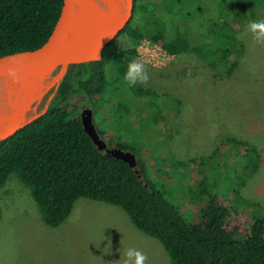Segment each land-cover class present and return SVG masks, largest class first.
<instances>
[{
	"label": "rangeland",
	"instance_id": "1",
	"mask_svg": "<svg viewBox=\"0 0 264 264\" xmlns=\"http://www.w3.org/2000/svg\"><path fill=\"white\" fill-rule=\"evenodd\" d=\"M204 2V18L217 16L218 1ZM186 15L183 21L170 16V25L193 28L189 36L195 42L200 21L190 22ZM261 20L262 14L254 21ZM233 27L246 50L232 55L239 67L231 78L216 76L196 54L159 53L157 61L150 60L139 53L140 41L134 59L147 67L150 79L143 86L154 95L135 96L118 85L116 70L107 62L106 92L93 98L94 105H82L79 113L94 110L96 128L106 143L128 147L145 164L153 189L189 224L201 223L207 198L214 194L230 227L247 237L252 224L264 216V45L242 36L244 24ZM112 44L123 51L134 48L125 33ZM226 136L258 149L261 162L255 174L250 160L241 155L246 148L238 156L231 144L222 143ZM201 160L207 162L200 167ZM128 248L145 253L146 264H172L161 243L141 232L119 207L79 199L69 218L51 228L17 173L0 187V264H122Z\"/></svg>",
	"mask_w": 264,
	"mask_h": 264
},
{
	"label": "trees",
	"instance_id": "2",
	"mask_svg": "<svg viewBox=\"0 0 264 264\" xmlns=\"http://www.w3.org/2000/svg\"><path fill=\"white\" fill-rule=\"evenodd\" d=\"M204 1L161 0L155 4L153 0H135L134 16L122 32L130 37L134 48L123 51L111 43L102 61L70 68L46 114L0 142V187L17 173L31 189L51 228L69 218L79 199L119 207L141 232L161 243L172 264H264V216L252 224L247 237L241 235L230 227L226 210L213 194L207 198L201 223L189 224L162 193L153 189L145 164L139 161L140 178L128 164L99 152L81 123L80 107L94 105L93 98L106 92L107 62L116 70L118 85L135 96L154 95L143 85L130 88L123 79L142 40L161 44L171 56L196 54L216 76L231 78L239 67L232 55H242L246 50L233 25H246L264 16V0H217L218 14L209 20L203 16ZM62 6L63 0H0V58L44 45ZM172 15L182 21L185 15L190 22L200 21L195 42L189 36L193 28L186 31L170 25ZM222 143L231 144L238 156L246 148L241 155L252 163L251 174L258 171L261 157L254 145L230 136ZM117 147L129 150L123 145ZM206 162L201 160L200 167Z\"/></svg>",
	"mask_w": 264,
	"mask_h": 264
},
{
	"label": "water",
	"instance_id": "3",
	"mask_svg": "<svg viewBox=\"0 0 264 264\" xmlns=\"http://www.w3.org/2000/svg\"><path fill=\"white\" fill-rule=\"evenodd\" d=\"M101 2L109 9L108 14L96 7L95 0H63L59 19L44 45L0 58V83L6 85L0 100L7 106L0 111V142L45 115L70 68L102 61L107 46L132 20L135 0ZM10 69L17 73L15 83L7 76ZM81 123L99 152L123 161L142 177L132 151L108 146L96 128L93 109L81 112Z\"/></svg>",
	"mask_w": 264,
	"mask_h": 264
},
{
	"label": "clouds",
	"instance_id": "4",
	"mask_svg": "<svg viewBox=\"0 0 264 264\" xmlns=\"http://www.w3.org/2000/svg\"><path fill=\"white\" fill-rule=\"evenodd\" d=\"M96 7L105 14L109 13V9L101 2V0H95ZM251 36L254 44L264 45V20L261 21H249L245 25V31L242 33L243 37ZM7 76L15 83L18 79L17 73L14 70H9ZM124 81L130 88H134L137 85H147L149 82V73L145 64L139 60L133 59L130 61L127 67V71L123 77ZM6 85L0 83V95H3ZM6 105L3 100H0V111L6 109ZM122 264H146L148 257L142 251L135 248H128L123 254Z\"/></svg>",
	"mask_w": 264,
	"mask_h": 264
},
{
	"label": "built area",
	"instance_id": "5",
	"mask_svg": "<svg viewBox=\"0 0 264 264\" xmlns=\"http://www.w3.org/2000/svg\"><path fill=\"white\" fill-rule=\"evenodd\" d=\"M139 53L145 55L150 60L157 61L159 53L162 56H169L165 48L158 43L151 42L149 40H142ZM171 56V55H170Z\"/></svg>",
	"mask_w": 264,
	"mask_h": 264
},
{
	"label": "flooded vegetation",
	"instance_id": "6",
	"mask_svg": "<svg viewBox=\"0 0 264 264\" xmlns=\"http://www.w3.org/2000/svg\"><path fill=\"white\" fill-rule=\"evenodd\" d=\"M160 1H161V0H160ZM160 1H159V0H156V2L153 1V3L156 4V3L160 2ZM41 110H42V109H41ZM108 146H109L110 148H113V147H111V145H108Z\"/></svg>",
	"mask_w": 264,
	"mask_h": 264
}]
</instances>
